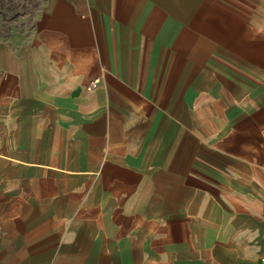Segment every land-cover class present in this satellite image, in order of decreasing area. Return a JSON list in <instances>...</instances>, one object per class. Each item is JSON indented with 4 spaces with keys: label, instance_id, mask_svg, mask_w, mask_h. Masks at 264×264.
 <instances>
[{
    "label": "crops",
    "instance_id": "obj_1",
    "mask_svg": "<svg viewBox=\"0 0 264 264\" xmlns=\"http://www.w3.org/2000/svg\"><path fill=\"white\" fill-rule=\"evenodd\" d=\"M0 264H264V0H45L0 37Z\"/></svg>",
    "mask_w": 264,
    "mask_h": 264
},
{
    "label": "rangeland",
    "instance_id": "obj_2",
    "mask_svg": "<svg viewBox=\"0 0 264 264\" xmlns=\"http://www.w3.org/2000/svg\"><path fill=\"white\" fill-rule=\"evenodd\" d=\"M45 0H0V37L28 33Z\"/></svg>",
    "mask_w": 264,
    "mask_h": 264
}]
</instances>
